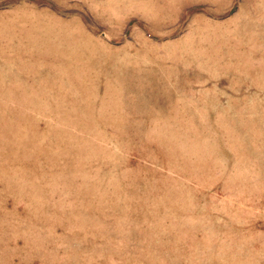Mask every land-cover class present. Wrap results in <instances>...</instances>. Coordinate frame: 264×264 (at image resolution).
Segmentation results:
<instances>
[{"label": "rangeland", "instance_id": "1", "mask_svg": "<svg viewBox=\"0 0 264 264\" xmlns=\"http://www.w3.org/2000/svg\"><path fill=\"white\" fill-rule=\"evenodd\" d=\"M0 264H264V0H0Z\"/></svg>", "mask_w": 264, "mask_h": 264}]
</instances>
